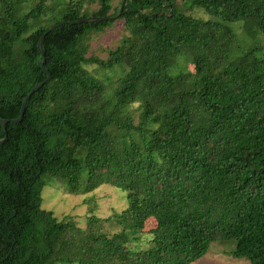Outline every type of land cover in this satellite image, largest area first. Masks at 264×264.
Returning <instances> with one entry per match:
<instances>
[{"label": "trees", "instance_id": "16d2710c", "mask_svg": "<svg viewBox=\"0 0 264 264\" xmlns=\"http://www.w3.org/2000/svg\"><path fill=\"white\" fill-rule=\"evenodd\" d=\"M122 4L0 0V117L48 77L40 41L51 74L0 122V264H191L217 241L264 264V0H125L112 19ZM116 20L120 43L89 55ZM46 176L128 204L81 226L43 208Z\"/></svg>", "mask_w": 264, "mask_h": 264}, {"label": "rangeland", "instance_id": "374dc122", "mask_svg": "<svg viewBox=\"0 0 264 264\" xmlns=\"http://www.w3.org/2000/svg\"><path fill=\"white\" fill-rule=\"evenodd\" d=\"M121 0H114L115 5H119ZM187 13L198 18L207 20L210 15L204 8L193 7ZM236 24V23H235ZM234 24V26H235ZM241 32V30H240ZM125 34L122 21L116 22L106 30L95 33L90 39L89 55H97L102 58L108 56L109 50L116 47ZM118 71H122L121 68ZM117 71V72H118ZM109 72L104 71L107 75ZM47 184L43 189V208L52 210L54 214L62 218L64 215H72L76 221L85 226L86 217L93 211L101 217L112 215L115 211L123 210L127 204V193L121 188L111 184H103L94 192L87 194H73L65 190V185L57 179H51L46 176ZM89 200V201H88ZM156 226L154 219H149L146 222L142 238L130 242L133 249H143L150 246L148 242V232ZM120 229L117 225L107 226L109 232H116ZM231 245H228V248ZM227 245H223L220 241L211 244L208 252L202 258L191 264H248V260L236 258L225 252ZM62 264V263H59ZM79 264V263H68Z\"/></svg>", "mask_w": 264, "mask_h": 264}, {"label": "water", "instance_id": "95a60500", "mask_svg": "<svg viewBox=\"0 0 264 264\" xmlns=\"http://www.w3.org/2000/svg\"><path fill=\"white\" fill-rule=\"evenodd\" d=\"M124 2H125V0H123V4L121 5V10H120V12H119L117 15L111 17L112 19H113V18H117V17L122 13V9H123V6H124ZM92 19H96V18H92ZM57 26H58V25H55L54 27H52V28L50 29V31L54 30ZM50 31H48V32H50ZM46 34H47V33H46ZM46 34H44V35L42 36V39L46 36ZM42 39H41V40H42ZM38 47H39V51H40V53L42 54V57H43L42 68L46 71V73L48 74V77H47L42 83H40V84H38L37 86L33 87V89H32V90L30 91V93L27 95V97L25 98V100H24V102H23L22 108H21V114H20V116H19L18 118H16V119H3V118L0 117V122L3 123V126H4L5 128H6L7 123H9V122L18 123V122H21V121L23 120L24 113H25V109H26V105H27V102L29 101V99L31 98V95H32L37 89H39L40 87H42L43 84H44V83H45V82L51 77V74H50L49 72H47V70H46V56H45V53L43 52V50H42V48H41V41L39 42ZM6 138H7V137H5L4 140H6ZM4 140H0V142H2V141H4Z\"/></svg>", "mask_w": 264, "mask_h": 264}]
</instances>
